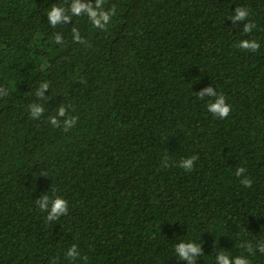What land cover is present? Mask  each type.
I'll return each mask as SVG.
<instances>
[{
  "label": "trees",
  "instance_id": "16d2710c",
  "mask_svg": "<svg viewBox=\"0 0 264 264\" xmlns=\"http://www.w3.org/2000/svg\"><path fill=\"white\" fill-rule=\"evenodd\" d=\"M67 3L0 0V264H189L174 254L182 240L201 246L194 264L248 255L245 242H264V0H105V30L86 17L51 26L47 9ZM210 87L228 118L198 99ZM61 106L78 117L68 131L49 123ZM192 155L194 170L177 166ZM53 187L69 213L48 222L36 202Z\"/></svg>",
  "mask_w": 264,
  "mask_h": 264
},
{
  "label": "clouds",
  "instance_id": "9594fccd",
  "mask_svg": "<svg viewBox=\"0 0 264 264\" xmlns=\"http://www.w3.org/2000/svg\"><path fill=\"white\" fill-rule=\"evenodd\" d=\"M69 14H65V13ZM45 15L51 26L55 27L62 22L71 21L74 17H86L93 29L105 30L109 25L111 18L116 15V9L114 7H108L105 0H68L67 5L61 6L53 4L47 9ZM248 15L246 8H237L234 15L231 16L233 21L244 20ZM253 25L245 24L244 33L252 31ZM72 41L84 44L86 41L82 37L80 31L72 29ZM56 45L63 46V36L56 34L54 38ZM234 48L243 49L247 51L256 52L260 48V44L256 40L240 39L234 45ZM48 83L41 82L37 95L43 97L44 92L48 89ZM9 90L14 91L11 82L9 83ZM0 91H4L0 87ZM208 96L213 99H207L206 108L214 118L226 119L229 117L232 105L227 102L225 95L218 92L216 89L207 88L198 94V99L204 100ZM44 109L38 103H33L29 106L28 112L33 119H37L41 116ZM57 117H64L63 121L57 119ZM78 117L70 116L65 107L61 106L56 111V116L51 118L49 123L53 128H56L63 124V131L72 129L77 123ZM164 166H168V159L165 157ZM198 157L192 155L179 161L177 166L182 168L185 172L194 170L195 163ZM235 175L242 177L240 183L248 188L252 185L253 181L247 176V169L243 166L235 169ZM40 211L46 212V220L57 221L61 216H66L69 213L68 201L61 195L57 194L56 188L53 187V194L51 196L45 194L42 199L37 202ZM242 247L248 253V255L230 256L227 253L220 252L215 256V264H252L249 256H255L256 251L264 254V242L256 243L255 248L251 242H245ZM174 254L179 260H187L189 264H194L197 255H201V246L193 240H182L178 245H174ZM80 254L77 252V245L73 244L67 249L66 257L69 259H75ZM81 259H86L81 257Z\"/></svg>",
  "mask_w": 264,
  "mask_h": 264
}]
</instances>
